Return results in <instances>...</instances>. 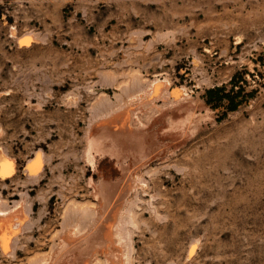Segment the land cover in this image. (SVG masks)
<instances>
[{"label":"rangeland","instance_id":"rangeland-1","mask_svg":"<svg viewBox=\"0 0 264 264\" xmlns=\"http://www.w3.org/2000/svg\"><path fill=\"white\" fill-rule=\"evenodd\" d=\"M25 34L37 38L20 44ZM133 80L148 145L163 152L129 193L131 264H264V0H0V151L14 165L0 173V208L23 200L28 212L0 264L48 259L69 204L96 202L90 179L122 180L89 136L130 104ZM156 81L167 83L153 96ZM214 87L236 109L208 104Z\"/></svg>","mask_w":264,"mask_h":264},{"label":"bare ground","instance_id":"bare-ground-1","mask_svg":"<svg viewBox=\"0 0 264 264\" xmlns=\"http://www.w3.org/2000/svg\"><path fill=\"white\" fill-rule=\"evenodd\" d=\"M11 32L14 33V35H17L15 27L11 28ZM35 38L37 37L34 34H25L18 36V40L20 44L28 43L30 42L31 39H35ZM134 38H132V40H134ZM132 76L134 77V75ZM130 78L129 80L132 79ZM135 79L138 80L137 76ZM137 80L129 81L132 82V84L125 83L122 86V90L125 89L123 88L125 85H126L125 87L128 90H130L131 88L127 87L128 84L129 87L131 85L136 86L135 89H133L134 86L133 87L131 86L133 89L132 90L133 93L126 96L127 98H129L128 101H130V104L124 106L127 100L123 101L125 102V104L123 105L124 107L122 108L119 107V109L117 108L115 114H113L110 117H107L106 119L100 121L97 125H95L91 130V135L89 136L91 146L94 149L102 151L103 153L107 152L108 154L115 155L116 157L115 159L117 160L116 162L118 163V168L120 167L121 173L123 175L122 180L118 182L119 181L118 179L116 181H111L108 178L101 177L100 178L101 180L96 183L92 179H90L91 187L93 186L92 188L94 190V192L92 193L93 198L95 199L94 201L96 202L90 201V203H88L86 201L87 204L85 205H82V203L81 205H77L80 203L78 202L76 204L75 202L77 201H75L72 204H69L70 205L69 209L67 210L65 209V210L69 211L72 215L63 225L61 229L63 231L62 232L60 231V233L58 234L59 243L55 247L56 249L54 250L53 253L50 254V257L48 259L42 258L41 260L38 261L37 264H131L132 255H133V246H132V241L130 238V232L128 230V226L130 224H134L135 222L134 221L135 212L133 210V207H135L134 203H136L137 196L136 194L133 195L130 194L131 196L129 197V193L132 190V188H134L138 184L145 187V184H147L145 183V180L143 178L142 179L134 178V176H136L137 172L138 173L140 172V170L142 169L141 167H145L146 169V166L148 165L150 159H152L153 157L161 156L163 152V148L160 149L159 145L158 147H153L155 145L153 146L148 145V140L146 139V133H145L147 124L140 117H138L139 113L138 114L135 113V110H137V108H141V107L143 108L145 102L143 100V95L141 93L143 89L142 87H139V85L141 84H138L139 81ZM134 81L136 84H133ZM166 83L167 82L164 81H156L154 84H152V91H151L152 95L154 96L157 93L159 94V92H162L166 88ZM127 89L125 90L128 91ZM172 93L176 95L175 97L177 96L179 97L181 95L180 93H182V88L181 89L174 88L172 90ZM135 98H139V101L134 102ZM153 106L155 105L153 104ZM144 109L145 108H143V110ZM133 122L135 123L134 126H133L134 124ZM147 133L149 134L150 132ZM151 136L153 138V135ZM157 142L155 143L157 144ZM9 157L4 155V153L0 151V173L2 175L9 173L10 171H14L12 170L14 167L13 160L10 159ZM127 159H129V163L128 164L123 163V161ZM41 164H42V152L40 150L35 152V156L33 158L31 157L27 160L24 169L26 171H29L30 173H34L41 167ZM148 168L146 169V172L150 171ZM148 173H152V172H148ZM134 195L136 197L134 199L136 200H134V202L132 203L133 200L132 198L134 197ZM22 201L15 202L13 207L10 208L7 207L5 208V206L4 208L2 207L3 209L0 208V245L2 246L5 252H10L12 246L13 248L16 247V245L12 243L18 241L14 240L13 242L12 239L14 238L15 234L19 232L21 228L24 229L23 226L27 222L28 212L27 210L25 211V209L23 208ZM69 205H67L65 208H67ZM69 212L67 213L65 212L66 214L64 213L63 217L65 215H68ZM62 219L66 220V217ZM28 225L30 224L28 223ZM59 226H61V224ZM50 237L52 238V236ZM106 241H111V242L113 241L112 242L113 244L106 245L104 244V242ZM84 243H86L84 246L85 248L83 247ZM191 243L192 244L189 249L190 251L188 252L189 254L193 252L196 246L195 241L194 242L192 241ZM43 244L44 242L42 243V245ZM100 250L101 252L102 250L106 252L107 261L104 259H103L104 261L103 260L101 261L98 256H95L96 253H98ZM43 251L44 250H42V252ZM14 253L11 255H14ZM37 253L40 252L37 251L36 254ZM34 254H33V262L32 261L30 262V260H28L29 264L35 263ZM6 255H10V254H6ZM41 256L42 255H39V258Z\"/></svg>","mask_w":264,"mask_h":264},{"label":"trees","instance_id":"trees-1","mask_svg":"<svg viewBox=\"0 0 264 264\" xmlns=\"http://www.w3.org/2000/svg\"><path fill=\"white\" fill-rule=\"evenodd\" d=\"M240 91H237V95L240 96ZM214 97L217 98L218 102H221L222 100H224L225 98H227L229 100V104L227 106L228 109L230 110H234L236 109L237 105H239V101L234 100V96H232L230 94V91H226L223 87H214V88H210L206 91V102L208 104H212Z\"/></svg>","mask_w":264,"mask_h":264}]
</instances>
